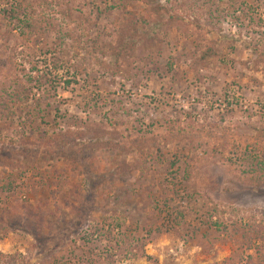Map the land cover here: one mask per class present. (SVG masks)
<instances>
[{
  "label": "rangeland",
  "instance_id": "374dc122",
  "mask_svg": "<svg viewBox=\"0 0 264 264\" xmlns=\"http://www.w3.org/2000/svg\"><path fill=\"white\" fill-rule=\"evenodd\" d=\"M0 264H264V0H0Z\"/></svg>",
  "mask_w": 264,
  "mask_h": 264
},
{
  "label": "trees",
  "instance_id": "16d2710c",
  "mask_svg": "<svg viewBox=\"0 0 264 264\" xmlns=\"http://www.w3.org/2000/svg\"><path fill=\"white\" fill-rule=\"evenodd\" d=\"M2 4V3H1ZM12 11H13V8L11 7L10 9H9V12H8V14L9 13H11V16L13 17V20H15V21H17V22H20V17L19 16H17V13H12ZM26 27L27 28H29L30 27V25H28L27 23H26ZM44 54V57H45V53H43ZM43 57V60H44V62H46L47 61V59H45ZM27 64H29V66L31 67V70H34L36 67H37V64L38 63H34L33 61L32 62H26ZM15 65V64H14ZM16 66H18V67H22L23 65L22 64H17ZM23 68V67H22ZM55 68H57V67H55ZM57 80V82H55V84H60V81H59V79H56ZM53 83H54V81H53ZM63 85H66V86H69V84H70V81H63V83H62Z\"/></svg>",
  "mask_w": 264,
  "mask_h": 264
}]
</instances>
